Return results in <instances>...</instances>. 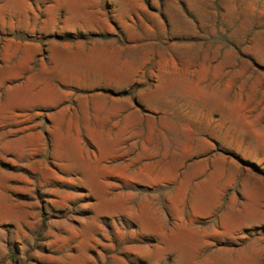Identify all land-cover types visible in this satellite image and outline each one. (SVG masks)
Here are the masks:
<instances>
[{
    "label": "rangeland",
    "instance_id": "374dc122",
    "mask_svg": "<svg viewBox=\"0 0 264 264\" xmlns=\"http://www.w3.org/2000/svg\"><path fill=\"white\" fill-rule=\"evenodd\" d=\"M0 264H264V0H0Z\"/></svg>",
    "mask_w": 264,
    "mask_h": 264
}]
</instances>
